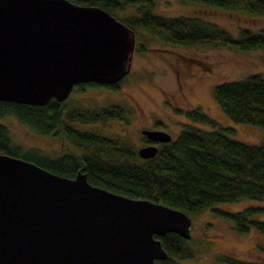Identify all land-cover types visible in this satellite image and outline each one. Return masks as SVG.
<instances>
[{
    "label": "water",
    "instance_id": "obj_1",
    "mask_svg": "<svg viewBox=\"0 0 264 264\" xmlns=\"http://www.w3.org/2000/svg\"><path fill=\"white\" fill-rule=\"evenodd\" d=\"M134 49V31L98 6L0 0V101L40 106L78 84H115ZM190 223L181 210L91 185L82 172L68 178L0 154V264H156L167 257L156 236L189 238Z\"/></svg>",
    "mask_w": 264,
    "mask_h": 264
},
{
    "label": "trees",
    "instance_id": "obj_2",
    "mask_svg": "<svg viewBox=\"0 0 264 264\" xmlns=\"http://www.w3.org/2000/svg\"><path fill=\"white\" fill-rule=\"evenodd\" d=\"M98 6L110 14L126 4L137 5L136 14L120 20L133 31L141 29L163 42L180 45L226 47L264 52V28L257 33L240 28L236 36L221 27L195 17H166L152 13L153 0H69ZM203 3L225 10L264 16V0H180ZM138 48L143 50L141 45ZM118 84L85 85L116 87ZM212 96L219 109L235 123L264 128V76L250 74L240 80L219 83ZM128 112L121 107L101 109L69 108L64 101L50 99L44 105L0 101V117L10 115L41 136L59 139L61 153L48 155L35 148L23 149L12 143L7 128L0 124V154L32 162L54 174L74 177L82 172L89 184L131 198L147 199L185 212L188 216L207 209L231 224L236 233L253 229L264 235V206L246 207L235 212L211 208L241 199H264V138L248 144L229 137L233 128L217 126L207 115L192 108L184 115L201 129L184 125L155 154L142 159L136 147L119 137L73 126L77 123L121 120ZM218 127L215 129V127ZM167 253L156 264H175L193 257L187 239L173 232L156 236ZM213 261V262H212ZM210 264H251L220 255Z\"/></svg>",
    "mask_w": 264,
    "mask_h": 264
},
{
    "label": "rangeland",
    "instance_id": "obj_3",
    "mask_svg": "<svg viewBox=\"0 0 264 264\" xmlns=\"http://www.w3.org/2000/svg\"><path fill=\"white\" fill-rule=\"evenodd\" d=\"M137 5L126 4L112 15L123 20L136 14ZM152 13L166 16H188L213 23L230 35L240 28L257 33L264 28V16L241 11L225 10L203 3L180 0H153ZM135 49L128 73L114 88L106 86H73L63 100L69 108L101 109L121 107L125 118L91 123H77L74 127L119 137L136 147L141 140L140 129H149L152 121L174 138L184 125L209 129L207 125L190 121L184 111L197 108L217 126L233 128L231 139L258 144L264 138V128L231 121L213 99L215 85L240 80L258 73L264 76V52L235 50L226 47L180 45L163 42L144 30L135 29ZM141 45L144 49L138 48ZM13 144L23 149L35 148L48 155L61 153L60 141L51 135L41 136L10 115L0 117ZM215 127L217 129L218 127ZM264 206V199H241L236 203L216 204L211 208L235 212L246 207ZM190 237L187 245L193 257L175 260V264H210L217 255L232 256L242 262L264 264V235L251 229L236 233L229 221L207 209L189 215ZM264 218V216H257ZM212 261V262H210Z\"/></svg>",
    "mask_w": 264,
    "mask_h": 264
},
{
    "label": "flooded vegetation",
    "instance_id": "obj_4",
    "mask_svg": "<svg viewBox=\"0 0 264 264\" xmlns=\"http://www.w3.org/2000/svg\"><path fill=\"white\" fill-rule=\"evenodd\" d=\"M76 87L78 86L79 87V85H75ZM116 120V119H115ZM143 128H141L140 129V131L142 130ZM149 129H151V130H162V131H165L160 125H159V121H152V124H151V126H150V128ZM140 131H139V133H140ZM166 132V131H165ZM140 135L142 136L141 137V140L139 141V144H137L136 145V151H137V149L138 148H140V147H144V146H149V145H153V146H155L156 147V149L159 147V145L160 144H162V143H158V142H153V141H150V140H148V139H146L141 133H140ZM170 135V134H169ZM171 137V136H170ZM171 139H172V137H171ZM190 225H191V223H190ZM189 231H190V226H189ZM189 235H190V233H189Z\"/></svg>",
    "mask_w": 264,
    "mask_h": 264
}]
</instances>
